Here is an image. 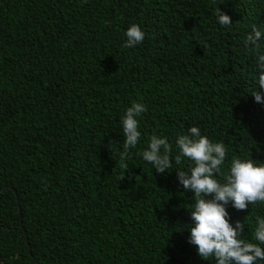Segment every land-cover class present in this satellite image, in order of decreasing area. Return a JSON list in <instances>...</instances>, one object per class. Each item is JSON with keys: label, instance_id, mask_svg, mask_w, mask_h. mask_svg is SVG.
<instances>
[{"label": "trees", "instance_id": "16d2710c", "mask_svg": "<svg viewBox=\"0 0 264 264\" xmlns=\"http://www.w3.org/2000/svg\"><path fill=\"white\" fill-rule=\"evenodd\" d=\"M132 24L145 38L129 48ZM262 54L264 0H0V264H216L188 242L176 141L197 126L223 142L221 182L233 158L264 163ZM134 102L147 111L122 156ZM154 134L172 148L163 174L142 157ZM225 207L259 243L264 202Z\"/></svg>", "mask_w": 264, "mask_h": 264}, {"label": "clouds", "instance_id": "9594fccd", "mask_svg": "<svg viewBox=\"0 0 264 264\" xmlns=\"http://www.w3.org/2000/svg\"><path fill=\"white\" fill-rule=\"evenodd\" d=\"M220 25H230V16L217 13ZM125 47H135L145 38V32L137 24L126 30ZM262 33L256 27L246 38V44L258 47ZM259 70L258 83L264 89V54L257 57ZM256 102H264V94L256 90L251 93ZM142 103H133L122 119L125 141L122 156L128 154L129 148H135L141 132L138 130L137 117L146 112ZM176 145L180 154L175 156V164H181L182 157L188 158L192 165L189 171L177 169V178L183 188L191 190L196 198L194 210L190 211L192 223L188 225L190 237L188 242L197 246V253L203 259L215 258L216 264H256L264 260V218L257 216L254 232L255 242L241 239L244 223L237 220L230 223L226 205L231 202L237 210H245L250 204L264 202V163L257 164L253 159L233 158L228 175L221 182L216 176L227 157L223 142L213 143L207 136L201 135L197 126L189 128L188 135H179ZM163 149V152L161 151ZM171 145L164 137L152 136L148 147L142 152L145 161L151 163L157 173L173 169ZM123 178V177H122ZM210 196L211 198H206ZM190 226V227H189Z\"/></svg>", "mask_w": 264, "mask_h": 264}]
</instances>
